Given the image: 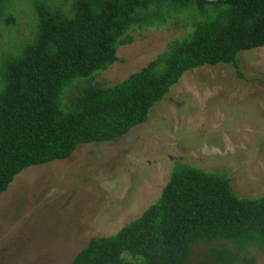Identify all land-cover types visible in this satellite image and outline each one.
<instances>
[{"label":"trees","instance_id":"16d2710c","mask_svg":"<svg viewBox=\"0 0 264 264\" xmlns=\"http://www.w3.org/2000/svg\"><path fill=\"white\" fill-rule=\"evenodd\" d=\"M8 1L0 0V16ZM34 8L33 41L0 59V194L29 167L144 124L185 72L228 64L241 76L238 55L264 47V0H72L67 10L46 1ZM184 17L191 31L139 71L113 86L93 83L117 61L118 48L133 43V31L179 26ZM77 81L81 88L63 108L64 91ZM208 245L198 264H257L264 195L238 197L225 172L177 161L155 203L116 234L91 237L70 264H130L123 253L136 264H189L192 249Z\"/></svg>","mask_w":264,"mask_h":264},{"label":"rangeland","instance_id":"374dc122","mask_svg":"<svg viewBox=\"0 0 264 264\" xmlns=\"http://www.w3.org/2000/svg\"><path fill=\"white\" fill-rule=\"evenodd\" d=\"M44 1L67 10L72 0L7 2L0 16V59L33 41L34 3ZM9 18L14 24L7 26ZM191 29L184 17L179 26L133 31V43L120 46L117 61L93 83L123 81ZM238 60L241 76L228 64L187 71L127 135L82 144L65 160L15 176L0 194V264H70L91 237L116 234L155 203L177 161L225 172L238 197L263 196L264 47L242 52ZM81 86L77 81L64 91L63 108ZM208 247L195 246L189 264L203 260ZM252 253L264 264V252ZM122 258L136 264L128 253Z\"/></svg>","mask_w":264,"mask_h":264}]
</instances>
